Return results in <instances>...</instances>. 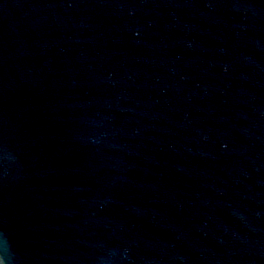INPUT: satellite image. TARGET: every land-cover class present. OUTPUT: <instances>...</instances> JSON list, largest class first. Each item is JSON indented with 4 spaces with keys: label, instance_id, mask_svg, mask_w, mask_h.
I'll use <instances>...</instances> for the list:
<instances>
[{
    "label": "water",
    "instance_id": "95a60500",
    "mask_svg": "<svg viewBox=\"0 0 264 264\" xmlns=\"http://www.w3.org/2000/svg\"><path fill=\"white\" fill-rule=\"evenodd\" d=\"M0 255L264 264V0H0Z\"/></svg>",
    "mask_w": 264,
    "mask_h": 264
},
{
    "label": "clouds",
    "instance_id": "9594fccd",
    "mask_svg": "<svg viewBox=\"0 0 264 264\" xmlns=\"http://www.w3.org/2000/svg\"><path fill=\"white\" fill-rule=\"evenodd\" d=\"M2 247H3V252L4 253H7V251H8L7 243H5ZM0 264H6V257H5V255H0Z\"/></svg>",
    "mask_w": 264,
    "mask_h": 264
}]
</instances>
